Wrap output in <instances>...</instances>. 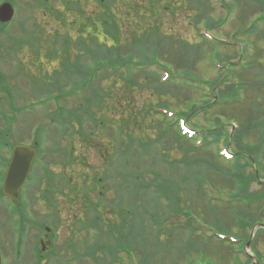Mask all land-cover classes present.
Returning <instances> with one entry per match:
<instances>
[{
	"label": "rangeland",
	"instance_id": "obj_1",
	"mask_svg": "<svg viewBox=\"0 0 264 264\" xmlns=\"http://www.w3.org/2000/svg\"><path fill=\"white\" fill-rule=\"evenodd\" d=\"M1 1L3 0H0V2ZM70 1L71 0H49L48 4L52 3L50 6L53 9V12L51 13V15H47L46 18H43L41 12L43 8L39 9L38 14L37 12L35 14H31L38 8L34 6L33 1L29 3L27 0H19L18 8H16L18 11H16V14L14 15V22H12V24L6 25L5 29L2 30L5 33L3 34V36L7 38H5L4 41L3 36L0 37V72H2L3 74V76L0 74V80H3V78H5V81L3 83L4 88H1L2 98L4 99V103L3 105L1 103V105L5 109H0V111H3L10 116V110L8 107L20 108L26 105L25 108H23L21 111H27L26 113H29L28 111H30L32 102H35L33 100L35 96L32 95L35 92H33L32 86H34L35 88L41 86V88H39L37 91L42 92L45 89L44 87H46V85L44 84H48L49 86H51L49 90L51 91V93H53L52 96L57 95L55 87H53V85H55L54 82H57L56 79H62L61 82L65 85V90H62L61 93L67 92L69 89L72 88V82L69 83L67 79L63 80L64 77L61 78L60 75L58 76L59 78H57V76L53 75L52 69L49 68V65H54V68L56 67L58 69V61H55L54 64H50L47 61H43L44 64L40 65V54L37 56V58L32 59L31 52L27 50L28 48L26 49L24 47L25 49H20L18 51L17 48H19V42L21 39L22 32L21 28L20 31L17 30L18 28L16 24L17 21H19L21 25V23L26 20L25 26H29V24L33 22V18L35 17L36 24L40 27H43L44 29L45 38L54 36L56 32H58L59 35H63L67 32L69 38L72 39L75 43L78 39V36L81 35L80 37L83 41H85V43L87 41L88 44H91L92 46L96 44V47H98L97 39L95 43L92 37L90 42L93 43H90L89 39L91 35L87 33H81L83 28L78 29L77 24H72V30L69 31L67 27L70 26L66 23L62 24V20L55 19L53 17L49 18L54 14V12H56L55 15H59V13L61 12L69 11L68 9L72 6V4L70 6H67L66 3ZM135 1L136 0H133V2ZM262 1L263 0L207 1V4H209L212 9L209 12H206L205 14L209 19H213L212 24H210L211 28L207 29L205 26V23H207V21L195 19V15L198 11L193 9L195 5H193V0H178L177 3L170 4L169 10L159 11L160 16L155 15L150 18V16L143 14V17H140L139 13L133 14V12L129 15V23L134 26L126 25L124 27L131 33L137 32L139 34L140 28L141 30L143 29V32H146V28L149 25V28H152L153 26H158L160 28V32L163 33L165 36L163 39V41H165L163 47H165L166 53L160 54L159 52L157 53L154 51H149L148 59L151 60L147 62H157L158 64L153 63V67H151L150 69L148 68L145 71L141 69L143 71L140 70L139 73L133 71L139 77L135 75L133 83H130V85H135V87L134 90H132L133 99L129 101V107L127 106V102H122L120 100L121 92L123 91V87L125 86L126 81H122L119 77V74H116L117 76L115 77H111V79H109V81L104 84L105 87H108L110 86V84H112V82H115L112 84L114 86L113 89H115V95L114 98L109 100V103L113 105H109L110 109H106L108 111V113L106 114L103 113L104 110L102 109V107H100V111L96 112L95 117H97V115L98 117L101 116V118L104 117L105 121L111 118V121L114 123V125L112 129L107 127V130H103V132L101 130L94 132L92 123L90 122L92 120H87L84 125V131H92L90 136H86L90 138V146L85 145V143H82L80 147H78L79 143H81L80 141H84V138L79 136L80 134L78 133L69 136V129L66 126L60 127L55 124L53 129H51L50 133H47L48 128L54 125L51 121V118L53 116L52 111L49 112L47 109H38V111L35 113L36 115L32 116V118H37V114H40L43 111L44 122L41 124L38 131L43 136L44 134L51 135L49 137H46V148L52 143V140L58 141V138H61L58 147H53V145L50 146L49 149H51L52 151L61 150V152L65 154L66 151H68L69 149V141L71 144L73 143L72 149L75 150L76 154H74V157L70 160V163L66 164L63 167L59 164V159L60 157L62 158V154H59L53 158L55 160V163H57V165L53 167L54 173L58 174L61 173L62 170H64V174L67 177H70L71 183L66 184L67 186L63 188L65 194V196L63 197L60 193L53 194L55 189L46 190L44 189V186H42L41 189L36 188L35 186H33L32 177L31 180L26 183V186L22 188L21 192L19 193L20 204L22 205L21 220L18 216H12L9 213V209L13 208L10 203H8L7 206L4 202H0V250L4 257L3 264H34V261L32 259L38 258V251L41 246L39 245L38 239L45 237L43 235L45 234L43 227L42 230L39 229V221L44 222L51 229V232H53L54 235L52 234L53 236H49L48 238L54 241L57 253L55 254L53 251L49 253L48 249V252L45 253L44 256L40 259L42 264H51L53 261H55L57 264L58 262L62 261L63 262L59 264H75L76 262L73 263V261L75 260L74 256L77 257L80 255V253H83L85 255V249L87 251L88 247L92 248V250L94 251L92 252L93 254H91L90 252L88 253V255H92V258H88L87 255V259L83 258L81 260L78 258V264L80 260L81 264H112L110 259L107 260L106 258L107 256L109 257L108 249L115 253L119 250V248H117V238L111 239L109 235H106V233H102V238L98 240V242H95L96 237L98 235H96V229H94L91 225L92 221L88 223V216L91 218L92 212H89V210L94 209L93 207H96L97 205L102 214V221H105V223L107 224V220L109 219L110 221H113V223L115 222L116 224H118L119 209L115 210L118 207L117 203L122 200L124 206H127L128 202L131 201L129 195L126 194H122V196L124 197L121 199L116 197L114 192L116 186H114L110 180L104 181V179L100 175L103 172L102 161L104 160V156L106 155L105 146L110 145L109 141L114 142V138H112V136L115 137L117 134L116 121H118V118H123L124 115V118H126L127 120H131L132 116L136 114V112H138L140 115L145 117L143 125H147V127H150L151 129L152 126L157 123V121L155 122L156 119H164L161 113H164L165 110H168V114L166 115L170 117L169 120H172V118L176 117L179 121L180 119H182L181 114L177 117L175 113L186 112L187 116L188 113L191 111L190 108L193 106V103L197 102L198 105L202 104L203 99L200 97L203 95L208 100H211L209 97L212 96L213 105L211 107H207L208 110L206 113L204 112V115L198 114L196 117L194 115L193 117L189 115L186 122V126H188L190 129L196 130H201V128H203V133L206 134L207 141L211 142V140L214 139L215 141L212 144L207 145V147L196 148L195 152H193L192 155H190L189 153L181 154L180 152H182V149L179 151H174L175 153L172 152L171 156H166V158L169 157L167 159L169 162L174 159L172 156H175V158L179 159V162L173 165L172 170H170L168 162H165L163 160H157L155 163V168L158 171V177H155L153 175L149 176L151 181L147 185L149 189L147 193L152 195L155 200L156 198L160 199L158 197V190L162 189L165 192L166 188L168 187L167 184L170 181H177L176 184L177 186L180 185L181 190L179 194H181V197L183 198V192L188 193L189 203L193 205L192 209L188 210L191 212V214H193V216L190 213L187 214L188 217L193 218V226L195 227L194 233L192 232L193 240L211 239L209 241L211 242V244L207 243L208 245L204 246L203 255H200V253L197 254L198 250L184 257L180 255L181 257H177L174 260V253L172 250L170 252H161V255H166L165 264H172L173 262H175L176 264H190L191 262L194 263L196 257L202 259L201 264H235L233 262V257H235L236 264L248 263V260H246V258L241 252L240 246L235 245V243L233 242H221L223 240L215 237L214 235H217L216 232L223 231V233H229L231 235H234V237H246L248 234L250 235V228L239 229L235 224L238 223L241 226L245 224V218L248 214L246 215V213L243 211V207L241 206L246 204H242L241 202L223 203L225 201H228L231 198L230 196L233 195L236 196L235 199H240L241 196H243V192L239 189L243 184L242 181L240 182L239 180H236L233 176H231L233 173L236 172L235 166H233L234 161H231V158L228 159L219 154V149L221 148L222 143H220L219 145L217 144L216 139L219 137V135L218 137L213 138L215 136L213 133L215 130L212 128L218 127L216 128L218 131H228V133L232 135L236 129H241L242 125H245L246 123L248 124L247 127H250V129L247 133L244 134L242 138L243 142L248 141L250 145H253L254 143H256V141L257 143H259L260 151L255 155V160L257 164H255L254 162V166L251 165L250 160L247 158L248 152L242 151L243 155H239L238 153L236 155L238 157L239 163L245 164L243 172H245L246 174L250 175L253 173V175H255V172L252 168L256 167V178H253L254 181L251 180L248 184L244 185L247 189L245 193L251 195L263 191V196L264 91L259 93V95L254 96V88H258L256 82L259 80V78L264 77L260 76L261 72L264 73V39L262 37H259V35L258 38H254V42L256 40L257 41L252 47L255 48H252L250 45L244 47L242 46L244 39L243 36H241L240 34L244 31V28L250 25L251 20H256L257 18L261 19L264 16V10H260L262 8V6H260V3H262ZM87 2L88 3L84 8L80 7L84 13L83 15H81L85 16H79V19H83V25L84 23L85 25L90 23V19H86V16L89 12L93 11V9L98 12L100 9L99 0H87ZM26 7H28V10H25ZM125 10H123L121 13L123 17ZM73 13L74 16L71 17L62 15H60V17H68L67 20L70 21L76 19L78 16V13L75 12V10ZM30 18L32 19L30 20ZM157 21H159V23H157ZM263 22L264 20L262 21V23ZM118 24L119 22L117 21V25ZM259 24V29H261L260 27H262V24L260 23V21ZM136 26H138L137 29H135ZM212 37L226 44H220L218 42L215 43L211 41V39H209ZM206 38L210 41H207ZM98 39L102 40L101 36H98ZM154 40L155 38L152 36V33H147L144 38H142V41L145 43H152L154 42ZM254 42L253 40L251 41L252 44H254ZM6 43H8V45H6ZM197 43H202L203 45L198 51L199 53L196 54V59L195 54L193 55L195 62L193 63V61H189L187 66L189 69L188 74L192 73L198 77L197 79L205 80L209 83L213 82L218 77V75L220 76V78H222L221 74H223V69H228L229 72H231L230 65H232L234 67L232 68L233 71L231 73L234 74L235 72V76H240V72L244 71L246 76L253 77L251 82H253L252 85L255 86H247L246 90H242L240 92V95L237 97H233L225 101H217V97L214 96L217 95V89L212 92H206L203 89L204 87L202 88L201 84H193L190 88L186 89V97L191 98V101H188L187 105L183 104L184 95L182 93L184 92V90H180L179 88L178 90L180 92L177 93V96L181 97L177 98L176 100L173 98L171 99L169 95H162L161 97H157V95L155 96L153 93H150L147 88V78L149 77L147 74L149 70L153 71L154 66L157 67L158 65H160L166 68V70L168 69L170 71V74L174 76L173 78H176V76L178 75L181 76L182 73L176 70L177 65L171 66L170 62H172V59H175L174 57H179L182 59L185 49L189 50L192 48L193 50V47L196 46ZM107 44H110V41H107ZM51 45L52 43H49V47H51ZM178 46L180 48L179 51H177ZM9 47H12V49H10ZM211 48H213L214 50H210ZM216 48H219L218 51H216ZM195 50L197 51L198 48H196ZM244 50L246 52L243 55L241 52ZM58 51L60 50L58 49ZM74 52L76 54L78 51L75 50ZM153 55H156V57H153L154 61L152 59ZM168 56L171 58L170 60ZM137 58L138 57H135L133 60L135 62L139 61ZM83 59V64L85 66H88V68L91 67V69L95 67V61L91 62L90 55H87ZM228 60H230V64L228 63ZM178 63L179 66H182L183 61H179ZM219 66H223V69H218L217 67ZM246 69L254 73H248V70ZM218 71L222 73L219 74ZM166 73L169 74L168 72ZM162 74L163 75L159 76L160 79L164 81L167 78L164 73ZM97 75H100V72ZM31 76L33 77V79L31 78ZM190 77H193V75H191ZM149 79H151V77ZM171 80L175 82L173 79ZM227 80L228 84L236 86L237 80H234L233 75H229ZM170 86L171 84L167 83L166 86H163V89L168 90ZM222 87L224 88V85ZM175 91L177 92V89H175ZM229 92H231V90ZM80 93L83 95L82 90H80ZM86 95L87 94L84 92V96ZM44 96L45 95H43V97ZM46 96L48 95L46 94ZM65 96L66 98L62 102V104L65 107L64 109H69L76 106L78 101L75 100V96L80 97V94L77 93L75 94V96L66 94ZM249 97L255 98H253V100L248 101ZM49 101L50 102L48 103V107L54 109L56 101L53 99H50ZM147 104H150L152 110H149V112H142L143 107L150 108V106H147ZM164 105H166L167 107H165ZM123 106H127V110L125 108L123 110ZM46 107L47 106H45V108ZM158 109L161 113L158 112ZM170 112L175 115L170 116ZM24 115V113H19L16 116L12 132L18 134V131L20 130V132L26 133L27 136H25L24 139L27 142L30 140L29 136H32L33 126L32 121L30 122V115ZM46 115L47 117H45ZM215 117H217L219 121H214ZM166 120H168V118H166ZM71 124L73 125L72 127L74 129L77 128V130H79V127L75 121L71 122ZM1 125H3V123ZM221 125L224 127H222ZM205 128H210V132ZM149 133H151L150 130H148L147 134L149 135ZM199 134L200 133L197 132L193 136L196 137V141H199L200 139ZM185 139L189 142H184L180 140V149L185 147L189 149L188 146H194V140H190L189 137ZM197 143L198 142H196V144ZM234 146V142H231L229 144L230 148L228 150H230L232 153H236L237 151L236 147ZM190 150L191 149H189V151ZM149 155L150 156H147L148 159H150L149 157L155 156L152 154ZM251 156L253 155L251 154ZM45 157H47V155L44 156V158ZM80 157L84 165H79L78 160H80ZM57 161H59V163ZM35 167H37V164L35 165ZM187 167L189 168L190 173L193 174V179L198 176L205 180L204 183H202L203 189H200V187L196 188L194 194L193 188L195 189V187L193 185L195 184V181H193L192 183L191 180L193 179L187 177ZM193 168L195 169L194 171ZM200 171L201 173H199ZM97 172L99 175H97ZM97 176L101 177H99V180H101V184L103 186L102 196L100 199H98L94 193L90 194L87 197L89 202H86L83 196H79V193L78 195H75V193H73L72 189L75 187V185L77 190L82 187L84 183V178L86 179L87 184H92L93 180L97 179ZM180 178H184L185 182L182 181ZM188 181V185L192 191L186 188ZM207 185L209 186L208 190H206ZM57 186L59 188H62V181H57ZM92 188L93 189L88 190V192H91L95 189V187ZM80 192L82 193V191ZM166 192L168 193V191ZM135 197V194L131 195V198L134 199ZM70 199H72V201H70ZM212 199L215 200L213 201ZM112 200L114 201L111 207L115 205V211L111 213L109 212L110 206L108 205V202ZM173 200L174 199L171 198L168 201H172L173 205ZM157 201L159 202V205H157L156 208L160 210L161 207V211L166 209L164 206L170 209L172 207L170 202L167 201V199L165 200L161 198V200ZM244 201L248 203L249 200L244 199ZM106 203L107 207H103ZM261 204V207L263 208L264 202H262ZM184 205L185 201L182 200L180 202V206ZM256 208L257 207L253 206L252 209L248 210L249 214L258 215L260 208L259 210H257ZM241 213H243V215ZM258 219L261 221V223H264V209L260 211ZM178 220L180 227L175 229L174 234L171 235L170 242H173L174 244L180 243L183 244V246L187 247L186 239L188 234L191 233L192 229L190 228L188 230L184 226H181L184 221H182V219ZM178 220L169 219V221L166 220L165 224H175V222ZM104 226H106V229L107 225ZM22 233L24 234V236L20 239ZM116 236L119 237L117 233H115V237ZM260 236V233L256 234L255 236H252L250 244L251 251H249L250 253L254 254L255 245L256 242L259 240ZM17 239L20 241L21 244L19 246V249L15 243V240ZM149 239L151 250H153V248L158 245L161 240L166 243V239L164 238H162L161 240L155 239L157 240L156 242H151L152 238L150 237ZM108 242H111V245H113V247L109 246ZM126 247H128V245ZM35 248L37 250H35L34 252ZM57 250H59L60 252H57ZM260 250L264 254V247L262 246V244ZM127 255L128 252L126 251V249H120L118 251V258L122 261H117L115 263L138 264L139 256H136L135 253H133V260H130L128 259ZM65 256H67V259L62 258ZM100 256L105 257L106 262L103 261V259L99 260Z\"/></svg>",
	"mask_w": 264,
	"mask_h": 264
},
{
	"label": "trees",
	"instance_id": "obj_2",
	"mask_svg": "<svg viewBox=\"0 0 264 264\" xmlns=\"http://www.w3.org/2000/svg\"><path fill=\"white\" fill-rule=\"evenodd\" d=\"M9 1L15 7V9L18 8L19 0H9ZM27 1L29 3L33 1L34 6L38 7L31 14H35L36 12L38 14L39 9L43 8L41 11L42 17L46 18L47 15H51V13L53 12V9L50 6L52 3L48 4L49 0H27ZM193 1H194L193 5L195 4L193 9L198 11L197 14L195 15V19L201 21L202 20L207 21V23H205L206 28H211L210 24H212L213 19H209L205 14L206 12H209L212 9L210 5L207 4V1L209 0H193ZM177 2L178 0H136L135 2H133V0H99V4H100L99 11L97 12L93 9V11L89 12L88 15L86 16V19H90V23L88 22L89 24L87 25H85L84 23L83 25L82 24L83 19H79V16H82L84 14L81 8H84L88 2L87 0H71L70 2L66 3L67 6H70L72 4V6L69 7L68 9L69 11L61 12L59 13V15H55L56 12H54V14L49 17V18L53 17L55 19L62 20L63 21L62 24L64 23L68 24L70 26L67 27L69 31L72 30V26H71L72 24L74 25L77 24L78 29L83 28L81 33H87L91 35L89 42L93 37L94 42L96 43V39L98 38V36H101L102 40H97L98 47H96V44L94 46L88 44L87 41L85 43V41H83L82 38L80 37L81 35L78 36V39L76 40L75 43L72 39L69 38L67 32L64 33L63 35H59V33L56 32L54 36L45 38L44 29L43 27H40L39 25L36 24L35 17L33 18V22L29 24V26H25L26 20H24L23 23H21L20 25L22 34L19 42V48H17L18 51L20 49L22 50L28 48L27 50L31 52L32 59L37 58V56L40 54L41 55L39 61L40 65L44 64L43 61H47L50 64L52 62L58 61L57 63L59 64L57 67L59 70L56 67L55 68L52 67L53 75L57 76V78H59L58 76L60 75L61 78L64 77L63 80L67 79L69 83L72 82L71 85L72 88L64 93H61L62 90H65L64 89L65 85L61 82L62 79L61 80L56 79L57 82H54L55 85H53V87H55L57 95L54 96L53 98L56 101V105L53 110H50L53 112L51 121L54 125L50 126L48 129H53L55 124L60 127L66 126L69 129V136L78 133L80 134L79 136L84 138V141H80L81 143H79V146L82 144V142L85 143V145L90 146L89 145L90 138L86 136H90L92 131L89 132H86V130L84 131V125L85 122H87V120L89 121L92 120L90 122L92 123L94 132L95 131L97 132L98 130H101L103 132V130H107V127L112 129L114 123L111 121V118L105 121L104 117L101 118V116L98 117V115H97L98 118L95 117L96 112L100 111V107H102V109L104 110L103 113L106 114L108 113L106 109L107 108L110 109L109 105H113L109 103V100L114 98L115 89H113L114 86L112 84L115 82H112V84H110V86L108 87H105L104 84L107 83L109 79H111V77H115L117 76L116 74H119L120 79L122 81H126L125 86L123 87V91L121 92L120 100L122 102H127L128 104L127 106L129 107V101L133 99L132 90H134L135 87V85L132 86L130 85V83H133L134 77L136 75L135 72L139 73L140 70L142 69V65L157 63V62H149V63L147 62L151 60L148 59L149 51H154L157 53L159 52L160 54L166 53L165 47H163V44L165 42L163 41V39L165 36L163 33L160 32V28L158 26H153L152 28H149L150 27L149 25L146 28L147 31L145 30L146 32H143L142 31L143 29L141 30L140 28L139 34L137 32L131 33L124 27L126 25L134 26L131 23H129V15L133 12V14L139 13L140 17H143V14L150 16V18L155 15L160 16L159 11L169 10L170 4ZM260 6H262L260 10H264V0L262 1V3H260ZM25 10H28V7H26ZM74 10L75 12L78 13L76 19L68 21L67 20L68 17H64V18L60 17V15L69 16V17L74 16L73 13ZM123 10H125L124 17L121 14ZM16 11L18 10L16 9ZM31 19L32 18H30V20ZM263 20H264V16L261 19L257 18L256 20H251L250 25L244 28V31L240 33L244 39L242 46L244 47H247V45H250L251 47L254 46L255 42L257 41L256 40L254 42V38H258L259 35H260L259 37H262L264 39V22L262 23ZM117 21L119 22L118 25H117ZM259 21L262 24V27H260L262 30L259 29L260 26ZM157 23H159V21H157ZM138 26H136L135 29H137ZM147 33H152V36L155 38L154 42L145 43L142 41V38H144V36ZM252 40L254 44L251 43ZM107 41H110V44H107ZM49 43H52L51 47H49ZM73 43H74V47H73ZM6 45H8V43H6ZM202 45H203L202 43H197L196 46L193 47V50L192 48L189 50L185 49L182 59L179 57H174L175 58L174 60L172 59L170 65L171 66L177 65L176 70L182 73L181 76L180 75L177 76L176 80H174V78L171 77L170 74L168 80L162 81L160 79L159 72H157V70L155 69L153 71L149 70V72L151 73L150 74L148 72L147 74L149 76L147 78L148 80L147 88L149 92L153 93L155 96L157 95V97H161L162 95L164 96L169 95L171 99L173 98L176 100L177 98L181 97V96L179 97L177 96V93L180 92L178 90L179 88L180 90H184V92L182 93L184 95L183 104L187 105L188 101H191V98L186 97L187 95L186 89L190 88L193 84H197V85L201 84L202 88L204 87L203 88L204 91L207 90L208 92H212L215 89H217V95H214L217 97L216 99L217 101L220 100L225 101L230 98L237 97L240 95V92L242 90H246L247 86L248 87L255 86L252 85L253 82H251L253 77L246 76L244 71L240 72L239 74L240 76H235V72L234 74L231 73L233 71L232 68L234 67L232 65H230L231 72H229L228 69H223L222 67L223 69L222 71L223 74H221L222 78H220V76L218 75V77L213 82H209V83L205 80L197 79L198 77L192 73L188 74L189 71L187 67L188 63L190 60L191 62L193 61V63L195 62V59L197 57L196 54L199 53L198 51L201 49ZM85 46H90V47H85ZM196 48H198L197 51L195 50ZM10 49H12V47ZM58 49L60 51H58ZM212 49L213 48H211L210 50ZM216 49H217L216 51H218L219 48ZM75 50L78 51L76 54L74 52ZM179 50L180 48L178 46L177 51ZM245 52L246 51L244 50L241 53L244 55ZM194 54H195V59L193 58ZM87 55H90V59L92 62L95 61L94 63L95 67L92 69L91 67L88 68V66H85L83 64V58L86 57ZM154 56L156 57V55H153L152 59ZM135 57H138L137 59L139 61L135 62L133 60ZM170 59L171 58L169 57V60ZM177 61L178 62L183 61L182 64L183 67L179 66V63ZM143 62H147V63H143ZM228 63H231L230 60H228ZM148 68L150 69V67H146L143 68V70L145 71ZM167 71L170 73L168 69ZM99 72L100 75H97ZM218 72L219 74L222 73L220 71ZM249 72L254 73L248 70V73ZM263 74L264 73L261 72L260 76H264ZM191 75H193V77H190ZM229 75H233L234 80H237L236 86L232 84H228L227 78ZM150 77L151 79H149ZM170 78L173 79L175 82H173ZM167 83L171 84V86L168 88V90L163 89V86H166ZM256 83L258 88H254L255 90L254 96H257L259 95V93L264 91V87H263L264 77L259 78V80ZM223 85L224 88L222 87ZM49 89L50 87L47 86L42 93L50 95L51 92ZM175 89H177V92L175 91ZM75 90H78L79 92L80 90H82L83 95L80 93V97L75 96L73 94ZM230 90L231 92H229ZM84 92L87 94L86 96H84ZM66 94L75 96V100L78 101L76 106L69 109H64L65 107L62 104V102L65 100ZM39 95L40 94H38V97ZM211 97H209L211 100H208L205 98L204 95L201 96L200 98L203 99L201 105H198L197 102L193 103L192 104L193 106L190 108L191 111L188 113L187 116H186V112L175 113L176 116L178 117L181 114V118H183V120L187 122L189 115L191 117H193V115L196 117L198 114L204 115L208 110L207 107H211L213 105L212 102L213 97L212 98ZM253 98L255 97H249L248 101L253 100ZM37 99L41 101L39 98ZM57 99L59 100V103ZM127 106H123V110L124 108L127 110L128 108ZM147 106H150V104H147ZM164 106L167 107L166 105ZM149 110H152L151 106L150 108H144V107L142 108V112H149ZM161 115L164 117V119L162 118L156 119L155 122L157 121V123L154 124V126H152L151 129L150 127H147V125H143L145 121V117L140 115L138 112H136V114L132 116L131 120H127L126 118H124L125 115L123 118H118V121H116L117 137L115 136L116 137L115 138L112 136V138H114V142L109 141L110 145L105 146L107 156L105 155L106 157L104 156V160L102 161L103 172L100 175L104 179V181L110 180L112 184L116 186V189L114 190L116 197L121 199L124 197L122 196V194H126L129 195V198L131 199V201L128 202L127 206H124L122 200L119 201L118 203L116 202L118 205L116 209H115V205L111 207L112 204H108L110 206L109 212L111 213L119 209L118 224H116L115 222L113 223V221H110L109 219L107 220L109 221L107 226L110 227V231L108 232V235L111 237V239L117 238V248H119V250L120 249L128 250L127 252L129 255L127 256L130 255L133 256V253H135L136 256H139L138 264H165L166 255L162 256L161 252L164 251L170 252L171 250L174 253L173 260L177 257L178 258L181 257L180 255H182V257L186 255H190L192 252H195L196 250H198L197 254L200 253V255H203L204 246L211 244V242H209L210 240H202V239H199L200 241L198 239L193 240L192 232L194 233L195 228L191 225L188 216L186 214L189 212L188 211L189 209H192L193 205L189 203L188 193L183 192L184 194L183 198L181 197V194H179V192L181 191L180 185L177 186L176 184L177 181L175 180L170 181L167 184L168 187L166 188V191H168V193L166 191L164 192V190L159 189L156 186L159 189L158 197L160 198V199L156 198V200L152 195L147 193L149 191L147 185L151 181L149 177L150 175L158 177V171L155 168L156 165L155 163L157 160L160 161L163 160L165 162H168L170 166V170H172L173 165L175 163L177 164L179 162V159L175 158V156H172L174 159H172V161L169 162L167 160L169 157L166 158V156H171L172 152L179 151L182 149H183L182 152H180L181 154L189 153L190 155H192L193 152H195L196 148L207 147V145L212 144L215 141V139L211 140V142H208L206 134L203 133L204 129L201 128V130L198 131H200V134L202 135V142H200L199 145L200 144L202 145L198 147L188 146L189 149H191L190 151L186 147L180 149V144H179L180 140L184 142L185 141L189 142L185 139L188 138L187 135L184 136L180 133L179 124L177 122L176 117H174L175 120L172 119L174 120L172 121L169 120L170 118L167 117V115L162 113ZM45 117H47V115ZM40 118L41 119L38 123V127H40L41 124L44 122L43 113L40 115ZM166 118H168V120H166ZM73 121L77 123L79 130H77V128L74 129L72 127L73 125L71 124V122ZM214 121H219V120L217 117H215ZM247 125L248 124L246 123L245 125H242L241 129H236L235 132L231 135V140L232 142H234L235 144L234 147H236L237 149L236 153H238L239 155H243L242 151L248 152L247 157L249 156V158H251V160H254L255 164H257L255 160V155L260 151L259 143H257L256 141V143L250 145L248 141L243 142L242 137L250 129V127H247ZM216 128L218 127H214L212 129L215 130L213 132L215 135L213 138H216L219 135V137L216 139L217 141L218 139L222 138L223 132L225 131L223 132L218 131ZM205 129H207L209 132L211 130L210 128H205ZM148 130H150L151 132L149 133V135L147 134ZM228 135L229 133L228 131H226L225 134L223 135L226 138L224 143H227ZM195 138L196 137L192 136L190 140H195ZM46 140L47 138L45 134L43 136L40 134V132L38 134V137L36 136V138L34 139V141H36L38 144L39 142L43 143ZM52 142L54 145L53 147H58L60 144V142L57 141H52ZM72 144L69 141V146H68L69 149L67 153V158L69 163L70 160L74 157V153H75V150L72 149ZM46 150L47 149H45V151ZM149 154L155 156L149 157L150 159H148L147 156H150ZM251 154L253 156H251ZM78 163L79 165H84L81 157L80 160H78ZM47 164H49V162ZM244 165H245L244 163H239L238 157H235L233 166H235L236 172L233 173L232 176L234 177V179L239 180L240 182L242 181L243 185H241V188L239 190L243 192L242 198L249 200L248 201L249 204L242 205L241 207H243L244 209L243 211L246 213V215L248 214L246 216V219L250 223L255 224L258 218L253 214L250 215L248 210L252 209L253 206L258 208L261 205V202H264V195L261 196L262 194L260 192L251 195L245 193L247 189L244 185L248 184L251 180H253L255 176L253 175V173L249 175L243 172V168L245 167ZM194 170L195 169L193 168V171ZM199 173H201V171ZM97 175H99L98 172ZM186 175L187 177L193 179V174L190 173L188 167L186 169ZM99 177L100 176H97V179L96 180L94 179L92 184L91 183L87 184L86 179L84 178V183L82 187H80L77 190L75 185V187L72 189L73 193H75V195L76 194L78 195L79 193L80 197L83 196L86 202H89L87 198L89 196L88 190H91L93 189L92 187H95L93 192L95 193L96 197L100 199L102 196L103 186L101 184V180H99ZM58 178H59L58 181H63V176L59 175ZM180 179L185 182L184 178H180ZM191 181L192 183L193 181H195V184L193 185L195 187V189L193 188V194L195 193L196 188L200 187V189H203L202 183H204L205 181L204 179L197 176L195 177V179ZM68 183L69 184L71 183L70 177H68ZM188 183L189 181L187 182L186 188L191 190ZM56 189L58 190L59 187L57 186ZM80 191H82V193ZM132 194L136 195L134 199L131 198ZM161 198L165 200L167 199V201L170 200L171 198L174 199L173 205H172V201H168L172 206L171 209L166 206H164L166 209L162 211H161V207L160 210L156 208V206L159 205V202L157 200H161ZM256 198L262 200L260 201L259 199ZM182 200L185 201L184 206H180V202ZM113 201L114 200H112V203ZM103 207H107V204L104 205ZM93 208L94 209L89 210V212H92L91 218L88 216L89 221L90 219H92L93 221L102 219V214L98 206L96 205V207ZM241 214L243 215V213ZM169 219L171 220L182 219V221L184 222L182 223L181 226H184L188 230L190 228L192 229L191 233L188 234L186 239L187 247L183 246V244L180 243L174 244L173 242H170L171 235L174 234L175 229L180 227V224H179V220L176 221L175 224L173 223H170L169 225L165 224L166 220L169 221ZM102 225L103 223L100 224V226ZM115 233H117L119 237L117 236L115 237ZM149 237L152 238L151 242H156L157 240H161L162 238H164L166 239V243H164L161 240V242H159V244L157 243L158 245H156L153 248V250H151ZM108 243L109 246L113 247V245H111V242ZM127 245L128 247H126ZM108 251H109L108 254L109 257L107 256L106 259L107 260L110 259L112 264H116L115 262L117 261L118 262L122 261L118 258L119 257L118 251L116 253L110 251L109 249ZM141 254L143 257L141 256ZM101 259H103V261L106 262L105 257L100 256L99 260ZM194 263L201 264L202 259L196 257ZM194 263L191 262L190 264H194ZM54 264L57 263L54 262ZM172 264H176V263L173 262Z\"/></svg>",
	"mask_w": 264,
	"mask_h": 264
},
{
	"label": "water",
	"instance_id": "obj_3",
	"mask_svg": "<svg viewBox=\"0 0 264 264\" xmlns=\"http://www.w3.org/2000/svg\"><path fill=\"white\" fill-rule=\"evenodd\" d=\"M13 16V9L9 3L0 5V22H7ZM34 150L23 145H17L13 148L10 164L7 169L6 177L3 185V193L10 196L14 200L18 197V190L23 184L32 159ZM251 260L253 258L247 255ZM1 264V257H0ZM255 264V263H252Z\"/></svg>",
	"mask_w": 264,
	"mask_h": 264
},
{
	"label": "flooded vegetation",
	"instance_id": "obj_4",
	"mask_svg": "<svg viewBox=\"0 0 264 264\" xmlns=\"http://www.w3.org/2000/svg\"><path fill=\"white\" fill-rule=\"evenodd\" d=\"M10 2L9 0H3L0 2L3 3V2ZM6 25H8V23H0V34H5L4 30ZM17 143V142H16ZM14 143V144H16ZM9 145L7 142H2V140L0 141V161L3 163V165L6 164V159L7 157H9L11 155V148L13 147V145ZM21 144H25V145H28V146H31L32 148H35V157L37 155V148H36V142H26V141H21ZM35 157L33 159V162L32 164L34 163V160H35ZM45 236V234H43ZM49 236H53L52 233H50ZM49 236H45L44 238H39V245H41V243H43V245L40 246L39 249H41L42 246H44V250L42 251H45L43 253H47L48 252V249L52 247V244H53V240L52 239H49L48 237ZM50 241V243H49ZM261 244L262 246L264 247V234H262L260 237H259V240L256 242V245H255V252H254V256L256 257L257 259V263L258 264H264V254L261 252L260 248H261ZM42 255V254H40Z\"/></svg>",
	"mask_w": 264,
	"mask_h": 264
}]
</instances>
